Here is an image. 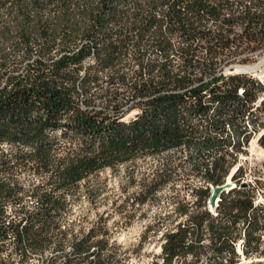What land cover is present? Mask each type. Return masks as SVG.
Masks as SVG:
<instances>
[{"label": "trees", "instance_id": "1", "mask_svg": "<svg viewBox=\"0 0 264 264\" xmlns=\"http://www.w3.org/2000/svg\"><path fill=\"white\" fill-rule=\"evenodd\" d=\"M262 52L264 0H0V264H117L103 216L69 221L82 182L96 197L97 172L185 147L206 174L195 201L176 202L185 220L164 234L162 264L207 250L212 264H238L240 241L247 259L264 256V208L241 168L207 209L264 90L224 68ZM162 174L135 205L169 182Z\"/></svg>", "mask_w": 264, "mask_h": 264}, {"label": "rangeland", "instance_id": "2", "mask_svg": "<svg viewBox=\"0 0 264 264\" xmlns=\"http://www.w3.org/2000/svg\"><path fill=\"white\" fill-rule=\"evenodd\" d=\"M263 60L264 52L249 56L248 60H244L242 56L237 57L224 68V74L230 75L229 71L232 69L234 72L232 75H245L264 87V79L241 70V67L256 65ZM253 108L254 114L251 115L250 120L255 121L256 128L252 122L250 123L253 127L247 122L250 141L242 147L240 152L229 150L231 153L227 160L230 163H234L235 159L237 161L227 176L226 182L230 175L233 176L241 168L239 180L258 190L256 204L264 208V144L261 142L264 134V90L253 103ZM131 116L133 114L127 119ZM197 120L205 121L206 119L197 118ZM186 153H189L186 148L165 150L144 158L140 157L133 164L122 163L115 170L107 168L90 176L87 180L90 181V185L95 184L97 189L95 193L98 195L90 198L84 192L87 187L86 180L83 181L81 191L75 196L69 221L84 218L83 227L90 228L100 216H103L106 219V227L114 236L115 249L119 253L117 264H162L164 234L175 229L180 221L185 220V217H181L178 212L175 213L176 202L182 201L185 197L187 200L195 201L196 196L192 190L197 185L204 184L206 170L204 168L200 171L192 169L191 164L186 162ZM171 156L175 158L169 159ZM204 158L206 162H209L207 156ZM170 161H173L171 165L177 168L176 171L167 175L162 174L161 170ZM131 169L134 170V178H130ZM161 174L169 178V182L163 185L154 198L148 199L144 204L135 205L134 201L138 195L144 196L142 190L145 186L150 185L152 180L160 177ZM30 177L33 175H24L23 181L24 179L27 181ZM207 209L209 210L208 202ZM215 213L216 210L213 214ZM262 239L261 249H264V236ZM203 243L205 246L208 245L207 236ZM239 249L242 250L241 241L237 246L238 252ZM239 255L241 259L238 264H264L263 255H253L249 259L242 252ZM186 258H180L173 264H212L219 260V257L214 256L209 250L202 254L198 262H194L191 255ZM220 259L225 264L230 261L229 255L226 254ZM33 260L35 261V258Z\"/></svg>", "mask_w": 264, "mask_h": 264}, {"label": "water", "instance_id": "3", "mask_svg": "<svg viewBox=\"0 0 264 264\" xmlns=\"http://www.w3.org/2000/svg\"><path fill=\"white\" fill-rule=\"evenodd\" d=\"M229 73H230V75L234 74L232 69L229 71ZM235 73H237V71H235ZM235 187H236V184H234V186H233V185L229 184L228 182H226L223 185H218V186L213 187L212 194L208 200L209 211L213 213L217 209L218 201L220 199V195L223 192H227V191H229ZM241 187L242 188L248 187V184L246 182H243Z\"/></svg>", "mask_w": 264, "mask_h": 264}, {"label": "bare ground", "instance_id": "4", "mask_svg": "<svg viewBox=\"0 0 264 264\" xmlns=\"http://www.w3.org/2000/svg\"><path fill=\"white\" fill-rule=\"evenodd\" d=\"M240 70V69H239ZM242 72L245 73H252L254 75H256L257 77H259L260 79H264V60L256 65H251V66H247V67H241ZM257 107V106H256ZM252 131V130H251ZM230 133V132H229ZM236 142V141H235ZM186 148V147H185ZM180 149V148H179ZM184 151V150H183ZM187 154V153H186ZM175 155V154H174ZM234 173V171H233ZM232 173V174H233ZM232 175L229 176L228 178V183L234 186V182L231 180ZM242 250L239 249V253H241Z\"/></svg>", "mask_w": 264, "mask_h": 264}, {"label": "built area", "instance_id": "5", "mask_svg": "<svg viewBox=\"0 0 264 264\" xmlns=\"http://www.w3.org/2000/svg\"><path fill=\"white\" fill-rule=\"evenodd\" d=\"M232 178V177H231ZM218 204H219V201H218Z\"/></svg>", "mask_w": 264, "mask_h": 264}]
</instances>
